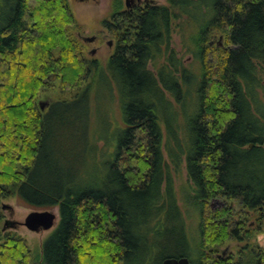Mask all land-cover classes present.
I'll return each mask as SVG.
<instances>
[{
  "label": "trees",
  "instance_id": "trees-1",
  "mask_svg": "<svg viewBox=\"0 0 264 264\" xmlns=\"http://www.w3.org/2000/svg\"><path fill=\"white\" fill-rule=\"evenodd\" d=\"M2 1L0 202L18 197L37 209L58 208L42 264H149L154 258L161 264L167 257L264 264V250L246 224L251 212L264 209V0H168L134 9L113 0L110 18L102 21L118 33L107 66L85 55L77 37L82 26L67 0H8L7 11ZM183 17L197 26L194 53L202 64L188 146L170 156L175 166L186 157L190 189L183 187V197L200 217L197 240L187 231L164 154L163 124L172 140L157 104L167 93L178 100L177 92L188 93L189 69L171 49L173 25ZM218 31L229 44L208 45L206 60L214 62L208 66L203 45ZM103 71L122 103L123 125L109 137L98 134L91 97L84 113L64 109L82 101ZM57 82L73 85L75 94L43 109L40 94L60 88ZM106 138L111 143L102 149L97 140ZM219 199L225 204L213 206ZM3 230L0 264L39 259L23 237ZM231 242L240 244L237 254L218 258Z\"/></svg>",
  "mask_w": 264,
  "mask_h": 264
},
{
  "label": "rangeland",
  "instance_id": "rangeland-1",
  "mask_svg": "<svg viewBox=\"0 0 264 264\" xmlns=\"http://www.w3.org/2000/svg\"><path fill=\"white\" fill-rule=\"evenodd\" d=\"M12 2L13 0H9ZM72 11L76 16V20L82 26V37H78L80 42L84 47V53L87 57L91 59H97L101 62L103 66H107V61L109 57L112 55L114 49L109 47L107 44V40H110V37H106V33L109 31L103 26V19L110 18L112 13V2L113 0H67ZM145 4V1L150 4H160L167 5L168 0H141ZM8 0H3L1 5L4 10L7 11L9 8V4H7ZM127 0H123V9H128L126 6ZM141 6V5H139ZM207 15V14H205ZM199 19L201 18L200 15ZM182 23L183 27H178V25ZM192 19L188 17H183L181 21H175L173 25V33L171 36V49L176 51L177 57L182 59V63L186 66L189 71L186 75L187 83H188V93L184 94L181 92H177L180 100L177 99V96L170 95L167 93V96L163 100H158L157 104L159 106L161 114L164 116V120L170 127V136L171 142L168 140L167 128L164 126L166 137L164 142V154L166 160L171 165V170L174 174L175 180V188L177 190V196L179 203L181 204L186 220V227L190 237L194 240L199 238V224L200 217L197 211L189 208L184 204L183 197V187H189L190 183L186 170V157L182 154L181 159L176 160V166L174 162H172V158L170 156V152H179L181 153L182 149L188 146L189 138H190V117L194 114V105L196 102V93L195 87L196 84L194 80H196V76L199 77V72L201 69V61L197 59V55L194 53L197 45L195 44L194 38L192 34L197 33V26ZM110 33V32H109ZM77 35V31H75ZM216 35V36H214ZM100 37L98 41L95 43L85 42L83 38L85 37ZM222 38V39H221ZM229 43L226 39H224L222 33L220 31L214 32L212 37L210 35L206 38L205 43L203 45L205 51L203 53V60L209 66L210 64H214V62H208L206 60V54L208 45L221 47L227 46ZM218 45V46H217ZM96 48V53H92V49ZM208 57V56H207ZM165 62V57H162L156 60V63L153 65L150 64L152 69L159 68L162 63ZM60 88H56L52 93L48 94H40V103H47V101H53L55 99H70L76 92V88L71 85L66 88L61 87L60 83L57 82ZM190 86V87H189ZM57 87V86H56ZM263 95V94H262ZM92 98V106L90 103V107L92 111L95 113V126L99 128L98 134H102L105 137H109L111 133L116 131L117 127H121L123 125L122 122V103L118 98V89L116 88V83L112 78L111 74L106 71L103 73H99L91 82L88 93L85 95L84 99L79 103H74L73 107H66L65 110L74 111L84 113L87 109L88 99ZM159 99V98H158ZM93 107V108H92ZM61 109V108H58ZM70 109V110H69ZM117 133V132H116ZM115 133V135H116ZM99 146L102 149L107 147L109 139H98ZM111 143V142H109ZM172 147V148H171ZM175 151H173V150ZM97 167V166H95ZM92 169V167H91ZM97 168L94 169V171ZM91 170H89V174H91ZM97 172H94L91 178L96 175ZM220 203H223L221 199L213 201V206H219ZM3 204L10 205L13 208V211L9 209H2ZM55 212L58 214V221L60 218L59 210L57 207L53 208ZM34 210H44L37 209L25 204L18 197H9L1 200L0 202V213L2 218L0 219V228H4L6 221H14L16 225L13 227H8L4 232L12 231L21 237H23L27 241V245L30 249L35 252L39 259L34 264H42V260H40L41 248L45 241V239L50 235V233L54 230L53 227L50 230L34 232L29 230L26 226L22 225L25 221L26 216ZM58 223V222H57ZM246 224L248 227L252 228V235L254 234L253 239L259 242V244L264 246V209L259 211H253L250 214V218L247 219ZM15 226V227H14ZM261 231L262 234L258 235ZM162 235V234H161ZM168 231H163V236H167ZM235 244V243H234ZM240 244L234 245V250L238 251ZM225 247V246H224ZM223 247V248H224ZM220 248L218 253H221ZM236 252H234L235 254ZM144 255V254H143ZM149 264H158L157 258H154L152 262Z\"/></svg>",
  "mask_w": 264,
  "mask_h": 264
},
{
  "label": "water",
  "instance_id": "water-1",
  "mask_svg": "<svg viewBox=\"0 0 264 264\" xmlns=\"http://www.w3.org/2000/svg\"><path fill=\"white\" fill-rule=\"evenodd\" d=\"M94 37H86L85 40H93ZM222 39V38H221ZM41 104V103H40ZM44 109V107H42ZM4 209L10 208V205L3 204ZM58 214L54 209L34 210L25 218L22 225L34 232L46 231L55 227L58 222ZM16 225L14 221H6L4 229ZM15 227V226H14ZM161 264H193L188 257H167Z\"/></svg>",
  "mask_w": 264,
  "mask_h": 264
},
{
  "label": "flooded vegetation",
  "instance_id": "flooded-vegetation-1",
  "mask_svg": "<svg viewBox=\"0 0 264 264\" xmlns=\"http://www.w3.org/2000/svg\"><path fill=\"white\" fill-rule=\"evenodd\" d=\"M142 1L141 0H127V2H126V6H127V8L128 9H134L136 6H138V5H142ZM145 3H147L146 1H145ZM117 23L115 22V21H113V20H111V25L112 26H114V25H116ZM107 29V28H106ZM109 32L108 33H106V37H103V39L104 38H107V37H110V40H107L106 42H107V44L109 45V47H111V48H113L114 49V51H115V49H116V45H117V42H118V38H117V35H118V33L117 32H112L111 30H109V29H107ZM82 37V36H81ZM86 38V37H85ZM99 38L100 37H98V36H94V38H93V40H85L84 38V41L85 42H89V43H95L96 41H98L99 40ZM96 51H97V49L96 48H94V49H92V53H96ZM113 51V52H114ZM51 103V101H47V103H42L41 104V107H44V109L45 108H48L49 107V104ZM225 203H224V201H223V203H220V205L219 206H217V207H221V206H223ZM2 209L3 210H5L3 207H2ZM6 209H9V210H11V211H13V208L12 207H10V208H6ZM263 233V232H262ZM261 233V231H259V233H258V235H260V234H262ZM234 242L232 243H228L223 249H221V253H217V257L218 258H220V257H227V256H229V255H231V253H234V252H236L235 254H237V250H235V251H233L234 250ZM260 246L263 248V250H264V246L263 245H261L260 244Z\"/></svg>",
  "mask_w": 264,
  "mask_h": 264
}]
</instances>
